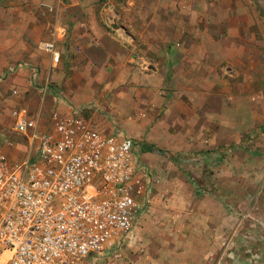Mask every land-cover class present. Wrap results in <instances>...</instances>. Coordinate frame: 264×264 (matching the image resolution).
<instances>
[{
	"label": "crops",
	"instance_id": "1",
	"mask_svg": "<svg viewBox=\"0 0 264 264\" xmlns=\"http://www.w3.org/2000/svg\"><path fill=\"white\" fill-rule=\"evenodd\" d=\"M16 4L23 16L19 27L27 25L29 10L39 15L35 29L42 32L50 26L44 42L56 43L60 60L52 66L50 57L41 52L10 72L15 64L10 53L3 52L7 67L3 59L0 75L8 73L1 81L2 91L17 92L16 100L26 104L25 91L43 94L47 85L44 102L50 114L78 110L107 135L120 132L177 151L187 137H202L204 110L218 116L215 108L212 112L210 97L234 98L245 89L239 76L233 82L240 73L233 68L243 65L242 54L248 58L254 53L243 49L241 36L232 33L231 18L239 23L245 5L241 1L17 0ZM45 6L54 11L53 17ZM4 24L13 25L9 19ZM258 58L264 74V56ZM256 108L258 120H264V83L258 86ZM15 148L6 152L12 160L17 158Z\"/></svg>",
	"mask_w": 264,
	"mask_h": 264
},
{
	"label": "rangeland",
	"instance_id": "2",
	"mask_svg": "<svg viewBox=\"0 0 264 264\" xmlns=\"http://www.w3.org/2000/svg\"><path fill=\"white\" fill-rule=\"evenodd\" d=\"M232 1L245 4L239 23L231 18L232 33L241 36L243 49L254 50L233 68L240 72L233 82L239 76L245 89L234 98L210 97L218 116L204 110L202 137H187L177 151L133 139L146 177L144 210L118 257L104 264H264V120H258L256 108L264 83L258 63V55L264 56V0ZM16 2L0 0V63L7 59L3 52L10 53L15 64L10 72L43 52L50 28L35 29V10L26 15L25 28L19 27L23 16ZM45 10L53 17L49 6ZM6 19L13 25H5ZM8 70L0 75V134L13 142L18 160L25 141L12 131L11 112L39 114L42 126L50 112L38 91H25L26 104L16 100L17 92H3Z\"/></svg>",
	"mask_w": 264,
	"mask_h": 264
},
{
	"label": "built area",
	"instance_id": "3",
	"mask_svg": "<svg viewBox=\"0 0 264 264\" xmlns=\"http://www.w3.org/2000/svg\"><path fill=\"white\" fill-rule=\"evenodd\" d=\"M42 51L52 66L59 63L54 41L43 42ZM10 116L25 150L10 159L15 145L0 134V264H104L118 257L147 193L134 141L103 133L78 110L52 112L45 126L24 109Z\"/></svg>",
	"mask_w": 264,
	"mask_h": 264
}]
</instances>
